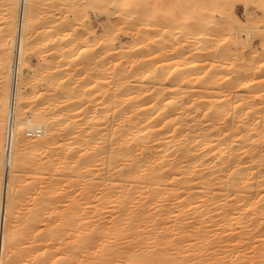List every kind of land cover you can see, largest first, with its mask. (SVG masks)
I'll use <instances>...</instances> for the list:
<instances>
[{"label":"bare ground","instance_id":"6f19581e","mask_svg":"<svg viewBox=\"0 0 264 264\" xmlns=\"http://www.w3.org/2000/svg\"><path fill=\"white\" fill-rule=\"evenodd\" d=\"M35 1L0 21V264H264V13Z\"/></svg>","mask_w":264,"mask_h":264},{"label":"rangeland","instance_id":"374dc122","mask_svg":"<svg viewBox=\"0 0 264 264\" xmlns=\"http://www.w3.org/2000/svg\"><path fill=\"white\" fill-rule=\"evenodd\" d=\"M5 1L6 0H0V10L2 9V11H1V13H0V17L2 18H0L1 20L0 21H5L4 19V17H6L7 15H5V14H7L6 13V10H4L5 9V7H4V5L3 4H5ZM236 2H238V4L237 3H235L236 4V11H237V13H238V15H239V18H240V20L242 21V23H245L246 21H247V18L249 17L248 15H250V14H247L248 12L249 13H251L252 14V12H253V26H257V22L255 23V21L257 20V19H255L256 17H258V18H260L261 17V15H263V13H264V10H262L261 8V5H260V3H258V2H255L256 0H253V3H251L249 6H248V8H247V6L243 3V0H235ZM19 2H20V0H19ZM37 2V3H36ZM77 2L78 3H76V4H78V9H79V15H80V17L81 16H84L86 13L87 14H89V16L91 17V18H93L94 19V16H95V14L93 13V10L92 9H89V11L88 12H86L87 10H88V6H86V4L85 3H87V0H77ZM43 3V4H42ZM45 3H47V1L45 2V0L43 1V0H37V1H35V5L36 6H38L39 8H40V5H45ZM14 4H16V3H14ZM85 4V5H84ZM34 5V7L36 8V6ZM61 5V4H60ZM68 5H70L69 3H67V4H65V5H62V7L61 8H63V6L64 7H66V6H68ZM46 6V5H45ZM44 6V7H45ZM77 6V5H76ZM41 7H43V6H41ZM261 7V8H260ZM4 8V9H3ZM68 10H72V9H68ZM58 11H60L61 12V9H58ZM46 12V11H45ZM192 13V12H191ZM190 13V14H191ZM43 14V13H42ZM47 14V13H46ZM5 15V16H4ZM44 15V14H43ZM251 15V16H252ZM248 16V17H247ZM264 16V15H263ZM263 18V17H262ZM2 21V22H3ZM257 21H259V20H257ZM2 22H0V27H2L1 26V23ZM16 26L18 27L17 29V36H16V42H17V44H16V46H15V48L13 49V80H14V82H16V81H18L19 79H20V74H21V69H22V71H24V72H26L25 74L27 75V76H29L28 74L30 73V71L32 70L31 68H40L41 67V62H42V58H43V54L41 55L40 53H38V56H37V54H34V55H32V53H31V51H26V52H24L23 53V50L21 49V37H22V35H23V32H22V25L25 23V20H23V17H22V12L21 11H18V13H17V18H16ZM3 24H6L5 22H3L2 23V25ZM259 24V23H258ZM260 24H262V23H260ZM263 24H264V22H263ZM4 26V25H3ZM89 28H90V30H92L91 29V26H89ZM241 35V37H245V35H244V32L242 33H240ZM241 39V38H240ZM239 39V41H241ZM0 40H4V39H0ZM242 40H243V38H242ZM2 41H0V45L1 44H3V42ZM2 42V43H1ZM6 43V41H4V44ZM260 43L262 44V42H261V40H255L254 42H253V46H258V45H260ZM254 48H256V47H254ZM23 54H24V63L22 62V59H23ZM41 56V57H40ZM261 59L263 60L264 58L262 57V58H260L259 57V54L257 53V52H255V49L253 50V63L255 64H253V66H256L260 61H261ZM38 60V61H37ZM43 63V62H42ZM27 71H29V72H27ZM26 92H29L28 90H26ZM32 105V104H31ZM9 128H8V135H7V139H8V144H7V146H8V154H9V152H10V150H11V141H12V134H13V130H12V124H13V117H12V115H11V117H10V120H9ZM7 154V159H8V155ZM25 157H26V155H25ZM8 170V169H7ZM6 192V188H4V193ZM6 194V193H5ZM6 196V195H5ZM2 228V227H1Z\"/></svg>","mask_w":264,"mask_h":264}]
</instances>
